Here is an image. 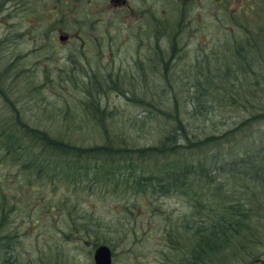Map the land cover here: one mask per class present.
Instances as JSON below:
<instances>
[{"label": "rangeland", "instance_id": "rangeland-1", "mask_svg": "<svg viewBox=\"0 0 264 264\" xmlns=\"http://www.w3.org/2000/svg\"><path fill=\"white\" fill-rule=\"evenodd\" d=\"M3 1L0 9V131L7 122L16 120L21 125L42 126L53 135H60L63 140L83 148L99 147L111 138L110 143L115 148L127 150L131 157L126 155L129 161L120 168L116 167V171L123 172L124 179L117 183L115 177L110 179L106 172L114 166L106 163L101 168L99 183L91 185L90 190H85L80 197L81 190L72 185H68L67 190L68 186L64 188L60 184L61 178L58 182L57 178H43L40 183L33 184L35 189H32L29 174L22 172L11 156L6 158V152L1 148L0 203L7 196L11 204L16 203L17 209L0 225V264H95L94 250L103 243L114 250L113 264H174L181 261L173 256L174 252L179 254L180 250H192V244L199 239L192 229L195 227L189 229L185 225L193 224L192 215L197 212L193 211L196 208H191L194 197L200 198L203 206H209L205 207L207 211L217 210L212 211V216H221L229 204L239 203L244 208L254 206L250 228H258L257 236H251L255 234L253 231H243L245 238L234 237L229 242L233 246L225 250L234 252L237 257L229 260L228 264H264V188L257 181L222 171L216 174V182L207 181L204 175L198 174L195 185L186 187L191 196L184 195L182 190L185 188L180 189L179 186L178 191L168 195L152 190L139 194L134 188L135 178L140 173L144 171L143 175H151L160 168L143 152L153 145L158 146L164 137L165 127L173 126V121L163 112H173L174 103L181 107L182 117L188 121L193 111L191 97L195 93L200 95V106L196 104L194 117L189 123L197 127L206 122L209 135L216 133L214 136L224 132L227 123L233 126L232 122L244 120L255 106L257 109L264 106V94L258 82L262 73L259 74L257 69L261 65L258 63H264V0H257L261 5L250 9L251 17L244 13L241 17L235 16L240 17V24L254 31L247 42L239 44L244 47L247 43L251 45V53L248 54L256 57L251 59L256 62L255 66L253 61L247 63L242 60V56L247 54H240L236 48L229 51V39L220 34L234 32L235 28H240L239 23L230 25L235 30L223 31L221 26L211 22V26L215 25L213 31L191 30L181 34L184 43L188 44L179 51L176 61L171 60L168 78L164 71L162 75L154 73L160 70L161 62L158 67L138 63L139 70H143L141 65L146 69L143 74L148 77L145 84L141 79L143 76L132 79L131 71H140L134 69V61L130 59L138 60V50L143 56L146 45L139 48L132 38L125 37V26L118 28L113 42L102 44L100 52L104 62L85 59L83 65L79 61L84 57L79 56L82 47L78 42L73 45L76 48L64 42L59 46L56 43L55 47L53 38L54 34L58 38L59 29L64 25L62 10L68 13L74 0ZM252 1L232 2L229 10L236 7V10L239 7L249 9ZM82 6L87 5L77 8ZM51 7L57 10L56 25L51 24L55 15L50 12ZM217 26L220 28L216 31ZM93 27L98 31L104 24L95 21ZM200 34L212 44L200 43L197 40L202 39ZM212 35H219L220 40L218 37L213 40ZM222 43L224 45L220 46ZM69 48L73 51L67 55ZM171 51L168 49V53ZM204 54H209L208 58ZM252 70L258 71L259 75L256 76ZM81 74L93 80L106 77L117 82L111 90L93 92L102 97V104L108 108L107 114L96 115L89 109ZM209 80H212L213 87H207ZM229 81L236 87L227 91ZM138 83L142 85L141 90ZM125 88L130 90L127 95L120 93ZM258 91L260 95L256 99L254 95ZM175 96L176 99L171 101L170 98ZM229 96H238L242 101L229 102ZM197 110H202L205 116L198 117ZM101 115L103 118L99 117ZM252 131H255L254 135L243 140L244 149L251 150L256 145L259 149L264 147V118L253 122ZM219 146V143L213 145L214 150ZM228 146L227 143L224 149L217 150V162L220 164L246 153L231 154ZM210 152L209 149L203 152L201 158ZM176 157V154L169 156L171 165L162 170V175L174 167ZM171 196L178 197L189 211L178 214L176 208L166 207L164 198ZM63 197L67 198L68 205L76 204L75 211L65 213V210L58 211L54 207V202ZM83 214L92 218L89 226H93V231L87 235L76 228L71 230L69 225L72 218L81 221L78 217Z\"/></svg>", "mask_w": 264, "mask_h": 264}, {"label": "trees", "instance_id": "trees-1", "mask_svg": "<svg viewBox=\"0 0 264 264\" xmlns=\"http://www.w3.org/2000/svg\"><path fill=\"white\" fill-rule=\"evenodd\" d=\"M2 6L3 3L0 0V9ZM245 31V35L247 36L244 37L237 35L232 37L231 35V45H229L227 49L230 51V49L236 48L235 50L240 54H247L242 56V60L248 63L255 60L256 57L248 54L249 52L251 53L252 49L249 43L246 44V47L239 44L241 41L247 42L248 37L250 38L253 35L248 29ZM245 37L247 38L245 39ZM234 42L236 43L235 45ZM167 51L162 49L163 54ZM168 54L167 57H162L159 61L161 62L160 70L154 72L161 75L165 72L164 75L166 78H168L167 75L170 73L169 66L171 60L173 62L175 58L173 57L172 51L171 54ZM204 55L207 56L206 58L209 56V54ZM206 58H204V61L208 62ZM218 59L220 60V58ZM158 64L159 63L151 61L149 66L158 67ZM258 64H261L260 67L257 68L259 74L260 72L262 74L259 75L258 71L255 70H252V72H254L256 76L259 75L258 82L261 85V93L264 94V63ZM83 65L85 64L83 63ZM252 65L255 66L256 62L253 61ZM84 67L85 66H81V68ZM141 69H143L141 71L142 73L134 74L132 79H139L143 76L144 68ZM208 72H211V70ZM80 77L84 81L82 87H84V95H86L88 103H90L89 109H92L96 115H99V113L107 114L108 108L102 104V97H97L93 92L100 93L111 90L117 85V82H113L112 79L106 77H103V80L100 78L93 80L86 74H81ZM147 78L148 77H141V79H144V84ZM109 80H111L112 83ZM210 81L212 80H209L207 87H213ZM229 83V86L226 88L227 91L236 87L235 84H231L232 82L229 81ZM137 85L139 90H141L140 86L142 88V85L140 83ZM137 89L138 88L135 87L136 91ZM122 91L123 92H120L121 94L127 95L130 90H126L125 88L122 89ZM143 93L147 92L144 91ZM259 95L260 92L258 91L254 97L258 99L257 97ZM199 96L200 95L195 93V95L191 97V107L194 112L196 111V104L199 105ZM174 99H176V96L170 98L171 101ZM228 99L229 102L242 101V98L239 99L238 96H229ZM174 107L173 112H163V114H166V116L173 121V126L168 127L167 125L165 127L164 137L159 141L157 144L158 146L153 145L143 152V155L146 154L148 157L153 158L154 161L159 164L160 168H157L156 174L151 172L154 176H151L152 174L143 175L144 171L140 173L137 178H135V192L147 194L149 190H152L162 191L168 195L178 191L179 186L180 189L185 188L182 190L184 195L191 196L190 193L187 192L186 187H193L195 185V177L198 174L204 175L203 177L206 178L207 181H215L217 179L216 174L222 171L226 172L227 175L250 177V180L257 181L258 185L261 184L262 188H264V147L259 149L255 142H252V144L256 146L252 147L250 150L247 149V147L244 149V145L242 144L245 137L254 135L255 131H252L253 122L260 117L264 118V106L259 109L255 106V109H250L251 111L246 115L244 120L232 122V124H235L233 126L231 124L228 125V123L227 125L225 124L226 130L217 136H214L216 133L209 135L206 122L197 127L190 125L189 120L194 117L193 111L192 116H190L191 118L187 121L182 117L183 112L182 110L180 111L181 107H177L175 103ZM246 109H248V107ZM197 111L198 117H200V115L205 116L202 110ZM197 116L195 115V118H197ZM99 117L103 118L102 115ZM110 142L111 138H109L107 143L99 147L83 148L73 142L70 143L63 140L60 135H53L42 126L32 127L30 125H21L16 120L11 123L7 122L0 131V149H4L6 158L11 156L22 172L29 174L31 177L30 183L32 184V189H35V185L33 184L40 183L43 178H57V182L58 179L61 178L63 181H61L62 183L60 184H63V187L72 185L76 190L80 189V197H82L85 190H90L91 185L99 183L101 168L105 167L106 163L110 166H114V168L106 172L110 179L115 177L117 183L121 178H125L122 177L123 172L116 170L129 161L126 155L130 156V154H128L129 152L127 150L115 148ZM217 143H219L220 146L218 149L214 150L215 148H213V145ZM227 143L229 144L227 149L231 154L237 152L241 154L242 151L246 153L220 164L217 162L218 151L224 149ZM203 147H209V152H211L203 155L201 158L202 153L208 151V149ZM174 154L177 155L176 161L173 163L174 167H170L171 170L165 171L162 175V170H164V168H169L168 166L171 165L169 164L171 159L169 156ZM126 167H128V165H126ZM205 168L207 169L203 170ZM162 176L165 177L162 178ZM124 181L125 183L127 182V180ZM69 186L67 190H69ZM139 204L142 205L143 202ZM53 205L58 211L65 210V213L72 212L73 210L75 211L76 209V204L68 205L67 198L64 197L58 199ZM16 207V203L11 204L9 197L6 196V198H2V202L0 203V225L4 224L6 217L11 212H16ZM143 207L147 209L146 205ZM205 207L209 206H203L200 198H192L191 208H196L193 211L197 210V212L192 215L193 224L185 225L189 229L195 227L192 229H195V235L199 236V239L192 244V250H180L179 254L174 252L173 256L181 260L174 264H210V262L215 264L219 261V264H228L229 260L237 258L233 255L234 252L225 250L233 246V244H229V242L234 237L242 236L243 231H253L255 234H251V236H257L256 232L258 228L255 230L250 228L254 206L244 208V206L239 203L229 204L227 209L221 213V216L219 214H213L212 216V211L217 210L212 209L211 211L209 210V212ZM224 213H226L227 216H224ZM86 215L87 214H83L78 217L81 219L79 222L75 218H70L69 225L71 230L76 228L84 235L90 234V232L93 231V226H89L92 218L89 219ZM242 237L245 238L244 236ZM173 251L176 250H171V252ZM214 255L219 256L212 258ZM211 258L212 260H210Z\"/></svg>", "mask_w": 264, "mask_h": 264}, {"label": "flooded vegetation", "instance_id": "flooded-vegetation-1", "mask_svg": "<svg viewBox=\"0 0 264 264\" xmlns=\"http://www.w3.org/2000/svg\"><path fill=\"white\" fill-rule=\"evenodd\" d=\"M235 1L240 3L243 0H74L68 13L62 10L61 21L64 25L59 29L58 38L55 34L53 38L58 46L62 42L67 46L78 42L82 47L78 51L79 56L84 57L79 59L81 63H85V59H99V62H104L100 52L102 44L106 45V41L113 42L118 28L125 26V37L132 38L139 48L146 45L143 56L138 50V60L130 59L134 61V69L139 70L138 63L148 66L151 61L159 63L162 57H167L168 51L163 54L162 49L172 50L173 57L176 58V53L188 44L181 39L182 33H189L191 30L213 31L215 25L211 26V22L221 26L223 31L229 29L231 18L238 15L237 7L232 12L229 10ZM84 4L87 6L77 8ZM255 4L261 5V2L255 0ZM56 11L55 7H51L50 12L55 13L51 18L53 25L58 23ZM95 21L103 23L104 27L95 30ZM200 36L202 39L197 40L207 44L208 40H204L203 34ZM71 51L73 48L67 49V55ZM141 68L144 67L141 65ZM139 71L138 73H142V70ZM134 74L137 72L132 70L131 75Z\"/></svg>", "mask_w": 264, "mask_h": 264}, {"label": "water", "instance_id": "water-1", "mask_svg": "<svg viewBox=\"0 0 264 264\" xmlns=\"http://www.w3.org/2000/svg\"><path fill=\"white\" fill-rule=\"evenodd\" d=\"M96 264H111L112 263V250L106 244L99 245L95 250Z\"/></svg>", "mask_w": 264, "mask_h": 264}, {"label": "clouds", "instance_id": "clouds-1", "mask_svg": "<svg viewBox=\"0 0 264 264\" xmlns=\"http://www.w3.org/2000/svg\"><path fill=\"white\" fill-rule=\"evenodd\" d=\"M164 204L166 207L176 208L178 210V214L189 211L188 207L186 205L182 204L180 202L179 198L176 196L165 197L164 198Z\"/></svg>", "mask_w": 264, "mask_h": 264}]
</instances>
